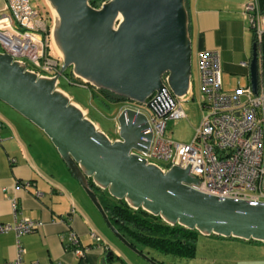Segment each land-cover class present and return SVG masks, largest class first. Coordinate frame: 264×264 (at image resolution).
<instances>
[{"label":"water","instance_id":"1","mask_svg":"<svg viewBox=\"0 0 264 264\" xmlns=\"http://www.w3.org/2000/svg\"><path fill=\"white\" fill-rule=\"evenodd\" d=\"M51 10L50 40L59 71L35 74L25 63L0 51V102L21 114L50 139L59 157L114 237L149 264H159L126 241L108 220L87 180L133 209L142 208L170 225L200 235L264 242V201L220 197L197 191L189 168L166 170L135 151L149 149L152 133H143L146 115L125 107L115 118L111 139L68 94L57 88L62 71L95 89L143 104L165 84L184 97L190 90L191 38L187 0H44ZM264 7V3H263ZM264 9V8H263ZM257 47L249 62L253 92L257 86ZM135 150V151H133Z\"/></svg>","mask_w":264,"mask_h":264},{"label":"crops","instance_id":"2","mask_svg":"<svg viewBox=\"0 0 264 264\" xmlns=\"http://www.w3.org/2000/svg\"><path fill=\"white\" fill-rule=\"evenodd\" d=\"M247 1L251 0L187 1L191 53L197 66L200 52L215 50L225 79L244 75L249 80L254 43L242 15ZM45 22L46 28V24L50 26L46 18ZM73 101L87 109L88 105ZM91 120L97 123L95 118ZM59 156L41 129L0 102V223H12L15 218L43 223L42 228L19 237L25 249L21 260L25 264H149L103 232L101 218L96 217L82 187ZM13 201L16 217L11 211ZM69 231L77 234L80 245L90 248L81 258L68 242ZM92 234L100 240L95 241ZM195 240V256L173 264H264V242L216 235H198ZM16 242L11 230L0 233V264L14 257ZM143 251L162 261L155 251Z\"/></svg>","mask_w":264,"mask_h":264},{"label":"built area","instance_id":"3","mask_svg":"<svg viewBox=\"0 0 264 264\" xmlns=\"http://www.w3.org/2000/svg\"><path fill=\"white\" fill-rule=\"evenodd\" d=\"M242 7V15L248 22L253 43L257 47L256 93L250 80L244 86L238 83L232 92L224 91L217 51L210 50L202 51L197 56L199 104L203 115L197 128H194L192 139L186 144L171 142L170 138L164 136L168 119H184L186 115L180 106L182 97L170 93L164 82L165 77L162 80L164 87L158 94L153 92L143 104L123 101L118 110L129 107L146 115L149 127L143 133H152L149 149L146 152L133 151L148 162L166 163L162 167L158 164L163 170L171 165L189 168V173L198 180V185L192 186L199 192L261 202L264 201V9L258 0L247 1ZM45 23V18L39 16L30 0H3V8L0 9V51L25 65L28 62L30 67L27 68L35 74L49 77L59 71L61 64L59 57L46 52ZM79 84L83 85L84 82ZM189 91H192V83ZM115 123L117 130L116 120ZM11 211L16 217L15 201ZM42 226L40 220L28 218L0 223V233L11 230L17 238L14 245L16 254L2 264H25L21 260L25 249L19 244V237ZM91 238L97 242L100 240L96 234H92ZM68 242L74 247V255L79 258L90 249L79 244L78 236L73 231H69Z\"/></svg>","mask_w":264,"mask_h":264},{"label":"rangeland","instance_id":"4","mask_svg":"<svg viewBox=\"0 0 264 264\" xmlns=\"http://www.w3.org/2000/svg\"><path fill=\"white\" fill-rule=\"evenodd\" d=\"M30 4L33 6V8H36L38 10V14L41 18H46L47 23L49 22L50 24L52 23L53 18L50 13L51 10L46 4H44V0H30ZM49 35H50V31L49 34L47 31V36L45 38L48 41V44L51 46L50 47L51 49H48V52L51 56L58 57V52L54 48L55 46L52 40H50ZM190 58H191L190 80L192 83V91H188L187 93L184 94V97L182 98L180 104L186 115L184 119L182 118L172 119V120L168 119L166 123V128L164 129L165 132L164 136L166 138H170L171 142H181L183 144H186V142H189L190 139H192L194 135V128H197L201 120L200 119L201 115H203V109L199 104L201 103V101H200V94H198L199 82H197V78H198V71L196 70L197 60L196 58H193L192 53L190 55ZM26 65L30 67V65H28V62L26 63ZM70 71L71 68L69 67L61 72L58 78L57 88H60L61 91L63 90L64 92L67 91L71 96L70 97L68 94L70 100L72 99L77 100L78 102L85 104L86 106L88 105L87 109L79 105L81 110L85 112L86 117L88 116L89 119L95 118V120H97L96 125L98 126V129L103 130V132L106 135H108L111 139L117 137L118 134L115 131L116 129H115V122L113 116L118 112V108L122 106L124 102L122 103V101H118L111 103L109 102L103 103L102 98H100L99 92H97V90H95L92 87H88L87 85L79 84L80 82L78 81V79L73 75H71ZM220 81H222V89L226 92H232L233 89L238 86V83L239 86L240 85L244 86V84H247L248 82L247 78L244 75L225 79L222 73H221ZM74 102L75 101H73V103ZM156 162L160 164L161 167L166 164L160 161H156ZM87 199H88L87 201H89L90 206H92L93 212L95 213L96 217H98V215L100 217L101 215L99 214L97 209L93 207V205L91 204L92 202H90L88 197ZM102 227H103L102 228L103 232H106L111 238H114L115 241H118L114 237V235L109 231L107 225L103 223V220H102ZM156 253L162 256V261L164 264L178 261V259L185 261L183 257H176L172 254L164 255L159 252Z\"/></svg>","mask_w":264,"mask_h":264},{"label":"trees","instance_id":"5","mask_svg":"<svg viewBox=\"0 0 264 264\" xmlns=\"http://www.w3.org/2000/svg\"><path fill=\"white\" fill-rule=\"evenodd\" d=\"M102 1L103 0H89L90 4L94 7L99 6ZM263 2L264 0H261V4H263ZM47 29L49 34L50 28L48 24ZM50 47L51 46L48 44L46 52H48V49H51ZM78 81L80 83L82 82L80 79H78ZM86 85L91 87L88 84ZM97 92H99L103 103L118 101H122L123 103V101H126V99H122L106 90L98 89ZM87 183L94 190L93 192L95 196H97L101 203V208H104L106 211V216L114 225V229L119 231L120 234L126 238V241L132 246L138 248L140 252L142 251L146 254L143 250L151 249L152 251L164 255L172 254L176 257L188 259L195 256V239L200 235L196 229L188 230L178 224L170 225L163 222L158 216H151L150 213L142 208L133 209L132 207H129L125 204V200L123 199H114L106 192L107 190H101L98 186L93 184L90 179L87 180ZM250 241L255 240L250 239ZM152 259L158 261L155 257H152ZM158 263L164 264L161 260H159Z\"/></svg>","mask_w":264,"mask_h":264}]
</instances>
